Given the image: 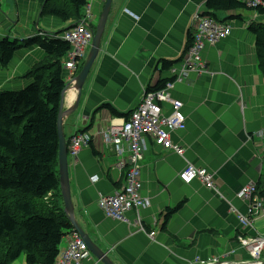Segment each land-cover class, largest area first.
<instances>
[{
    "label": "crops",
    "instance_id": "obj_1",
    "mask_svg": "<svg viewBox=\"0 0 264 264\" xmlns=\"http://www.w3.org/2000/svg\"><path fill=\"white\" fill-rule=\"evenodd\" d=\"M45 2L0 0V41L18 42L11 62L0 65V92L25 89L34 82L26 77L29 71L54 63L30 39L54 37L74 25L44 16V26L52 31L39 30ZM89 2L93 32L106 0ZM206 2L112 0L100 51L79 97L78 122H63L67 145L79 130L92 139L77 159L67 156L75 222L113 264H214V260L215 264H243L252 258L236 236L264 240V216L253 217L252 225L243 227L237 214L248 216V205L236 196L249 184H264V135L257 136L264 132V80L257 66L254 37L248 31L250 24L264 23V15L254 10L216 13L229 24V36L204 48L201 72L193 70L178 80L172 71L179 74L178 67L192 49L193 18L196 13H208ZM230 15H240L241 20H227ZM72 49L70 45L64 56ZM164 63L175 64L164 69ZM159 80H172L171 96L183 104L185 129L172 134L183 156L146 140L140 193L150 199V206L140 213L146 229L141 233L132 227L133 212L126 214L129 223L124 224L106 218L98 207L99 197L119 190L126 176V169L114 167L117 158L103 144L101 133L110 124L124 121L138 105L143 89ZM77 96L74 88L66 90L63 109L72 108ZM106 107L122 117L112 116ZM186 163L212 173L219 193L198 180L183 183L178 175ZM177 207L165 221L167 209ZM150 232H155L154 240ZM66 245L63 238L60 253ZM260 260L264 264V249ZM82 264L102 263L91 255Z\"/></svg>",
    "mask_w": 264,
    "mask_h": 264
},
{
    "label": "trees",
    "instance_id": "obj_2",
    "mask_svg": "<svg viewBox=\"0 0 264 264\" xmlns=\"http://www.w3.org/2000/svg\"><path fill=\"white\" fill-rule=\"evenodd\" d=\"M88 4L89 0H46L40 16L78 25L85 18ZM206 9V15L215 20H219L216 13L243 10L264 15V8H249L241 0H207ZM236 18L241 20L240 15L226 19ZM248 31L254 37L257 66L264 80V24L252 23ZM56 36L43 41L29 40L52 57L54 63L30 71L26 77L34 82L25 89L0 92V264H13L22 254L26 264H55L63 238L73 230L62 207L57 129L65 89L58 59L70 50V45ZM192 43L193 35L189 36L190 46ZM17 45V41L6 38L0 41L2 67L11 62ZM174 64L164 63L163 68ZM171 81L159 80L147 90H161ZM106 108L112 116L122 117L116 110ZM256 186L258 196L264 199V184ZM177 209H167L164 220Z\"/></svg>",
    "mask_w": 264,
    "mask_h": 264
},
{
    "label": "built area",
    "instance_id": "obj_3",
    "mask_svg": "<svg viewBox=\"0 0 264 264\" xmlns=\"http://www.w3.org/2000/svg\"><path fill=\"white\" fill-rule=\"evenodd\" d=\"M248 5L250 7L264 6V0H250ZM87 8L89 11H85L83 22L58 36L72 46L75 54H79L83 48L90 47L93 38L89 27V20L92 17L90 4ZM193 21L196 34L192 49L178 68L179 74L176 70L172 71L178 80L193 70L201 72L203 68L201 54L204 48L215 46L219 41L227 38L231 31L227 22H219L208 16L195 14ZM173 87V82H167L165 87L158 91L143 89L138 105L129 113L128 118L121 123L110 124L101 133L103 144L111 148L117 158L114 167L118 170L126 169V176L125 184L119 190L99 197L98 207L106 218L124 224L129 223L126 214L133 212L135 219L131 221V224L136 232L146 233L140 213L150 206V199L142 197L140 193L141 161L146 150V140L149 139L156 147L183 156V149L172 141V134L184 130L186 124L182 102L171 96ZM166 110L169 114H166ZM91 141L88 133H76L68 143L69 156L77 159L79 154L90 146ZM178 177L185 184L198 180L207 189L219 193L213 174L205 169L196 168L190 163H186ZM236 196L246 201L248 205V216L237 214L243 227H250L253 217L264 216L263 200L258 196L255 184L242 188ZM148 235L150 240H154L155 232H150ZM242 237L237 236L236 239L242 242L252 258V261L243 264H262L260 255L264 249V240L256 237ZM66 244V248L59 254L55 264H82V261L90 257L86 244L77 232L72 231L66 236ZM215 262L216 260L213 261L214 264ZM189 264H205V262L194 261Z\"/></svg>",
    "mask_w": 264,
    "mask_h": 264
},
{
    "label": "water",
    "instance_id": "obj_4",
    "mask_svg": "<svg viewBox=\"0 0 264 264\" xmlns=\"http://www.w3.org/2000/svg\"><path fill=\"white\" fill-rule=\"evenodd\" d=\"M112 0H106L102 13L99 17V21L95 30L93 31L92 43L89 49V54L86 58V61L73 82V88L77 91V100L72 108L64 110V95L65 91L62 93L61 103L59 106L58 112V140H59V150H58V178L59 186L63 202V211L68 217L71 227L80 235V237L85 242L89 252L102 264H113V262L108 258L107 254L103 253L91 240L89 235L85 233L82 228L75 222L74 218V206L70 194L69 186V177H68V159H67V141L63 133V122L64 120L69 119L72 125H76L78 122L79 116L77 113L79 105V97L81 95V90L84 86L86 78L97 58V55L100 51V44L102 40L103 31L107 22L108 14L110 11ZM72 28V27H71Z\"/></svg>",
    "mask_w": 264,
    "mask_h": 264
},
{
    "label": "rangeland",
    "instance_id": "obj_5",
    "mask_svg": "<svg viewBox=\"0 0 264 264\" xmlns=\"http://www.w3.org/2000/svg\"><path fill=\"white\" fill-rule=\"evenodd\" d=\"M63 2H61L58 6V8L61 7ZM90 4V3H89ZM88 6V5H87ZM87 6L85 7V11L89 9L87 8ZM90 7H91V4H90ZM91 12V11H90ZM92 14V12H91ZM41 17V16H40ZM48 19V18H47ZM99 21V19H98ZM98 21L96 22L95 24V28L97 26V23ZM44 16L41 17V22H40V26H39V30L41 31H45V32H51L52 30H50L49 28L45 27L44 26ZM259 24H261L259 22ZM264 24V23H263ZM195 34H196V30H195ZM45 35V34H44ZM46 35H49V34H46ZM55 35H58V34H55ZM53 36V35H52ZM60 36V35H58ZM229 36V35H228ZM227 36V37H228ZM34 38H37L39 41H43L45 38L42 37V36H36ZM61 40V39H59ZM87 49L86 48H83L79 54H75L73 51H71L70 53H68L66 56H63L62 58H60V60H58L60 66H61V69H62V79H63V82L65 84V90H69V89H73V82L74 80L76 79V77L78 76V74L80 73L84 63H83V60H85L84 58L86 57L87 55ZM179 68V67H178ZM30 72V71H29ZM28 72V73H29ZM27 73V74H28ZM258 135H264V132L263 131H260ZM260 137V136H259ZM25 260V255L22 254L16 261L17 263H20V262H24Z\"/></svg>",
    "mask_w": 264,
    "mask_h": 264
},
{
    "label": "bare ground",
    "instance_id": "obj_6",
    "mask_svg": "<svg viewBox=\"0 0 264 264\" xmlns=\"http://www.w3.org/2000/svg\"><path fill=\"white\" fill-rule=\"evenodd\" d=\"M213 46V45H212Z\"/></svg>",
    "mask_w": 264,
    "mask_h": 264
}]
</instances>
